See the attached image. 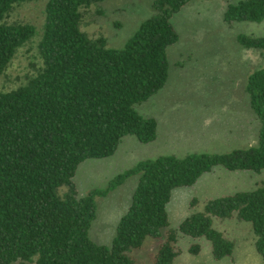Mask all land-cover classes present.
Wrapping results in <instances>:
<instances>
[{
  "label": "trees",
  "instance_id": "1",
  "mask_svg": "<svg viewBox=\"0 0 264 264\" xmlns=\"http://www.w3.org/2000/svg\"><path fill=\"white\" fill-rule=\"evenodd\" d=\"M29 1L34 0H0V74L35 35L33 25L8 21L15 6ZM101 1L47 0L33 73L17 87L0 90V264H134L130 251L146 238L159 239L162 230L151 264H171L179 236L204 238L217 260L231 254L233 243L211 227V219L229 217L249 224L264 264V185L210 199L202 212L185 216L175 228L168 227L166 212L173 189L192 186L213 167L264 170V67L252 71L244 86L258 121L253 144L224 153L139 160L104 188L77 196L72 176L80 162L111 156L127 135L140 143L155 139L156 121L133 105L164 85L165 51L178 39L170 19L189 0H153L154 14L120 48L80 30L81 9ZM263 17L264 0H238L224 11L227 21ZM236 40L264 51V35L238 34ZM130 176L137 181L109 246L95 244L88 237L95 198Z\"/></svg>",
  "mask_w": 264,
  "mask_h": 264
},
{
  "label": "rangeland",
  "instance_id": "2",
  "mask_svg": "<svg viewBox=\"0 0 264 264\" xmlns=\"http://www.w3.org/2000/svg\"><path fill=\"white\" fill-rule=\"evenodd\" d=\"M47 0L22 3L11 10L8 21L26 22L35 28L32 39L20 47L0 74V90L22 84L33 73L39 60L36 44L43 24ZM238 0H189L171 16L178 39L166 48L168 75L162 88L133 108L156 121V137L140 143L134 136L120 139L115 152L105 158L80 162L72 176L77 196L95 188H104L109 179L131 168L136 162L169 154L183 157L194 153H224L255 142L258 121L244 90L247 76L264 67V51L245 48L238 34L264 35V17L260 21H227L224 11ZM153 0H102L81 9L80 30L89 38H102L107 47L120 48L138 24L154 14ZM137 177L126 178L106 195L95 198V215L88 237L98 245L109 246L120 216L130 203ZM264 185V170L228 171L216 166L190 187L171 191L166 205L168 223L175 228L185 217L202 212L205 203L235 191ZM66 188L61 186L62 194ZM211 227L233 243L232 252L213 259L210 243L204 238L179 236L177 255L171 264H262L254 248V235L245 221L235 217L212 218ZM146 238L130 251L134 264H151V255L163 240ZM198 250L191 252L190 246ZM11 264H32L17 261Z\"/></svg>",
  "mask_w": 264,
  "mask_h": 264
}]
</instances>
